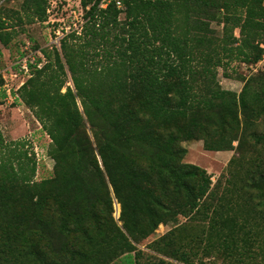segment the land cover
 I'll return each mask as SVG.
<instances>
[{"label": "trees", "instance_id": "trees-1", "mask_svg": "<svg viewBox=\"0 0 264 264\" xmlns=\"http://www.w3.org/2000/svg\"><path fill=\"white\" fill-rule=\"evenodd\" d=\"M100 2L81 1V31L44 50L47 62L30 66L19 91L52 140V176L35 181V156L25 142L5 144L0 131V264H212L205 258L215 245L201 246L197 236L180 243L181 230L149 252L140 248L161 225L192 219L213 200L212 177L183 162L182 143L194 140L211 152L238 143L229 166H250L242 178L248 194L235 207L207 210L221 246L235 242L242 259L252 253L264 264V202L256 198L264 197V131L256 130L264 86L245 80L237 94L216 76L226 58L263 60L264 0ZM47 3L25 0L23 10L43 19ZM17 14L0 9L4 47ZM214 22L239 28L240 37L227 30L216 39Z\"/></svg>", "mask_w": 264, "mask_h": 264}, {"label": "rangeland", "instance_id": "rangeland-1", "mask_svg": "<svg viewBox=\"0 0 264 264\" xmlns=\"http://www.w3.org/2000/svg\"><path fill=\"white\" fill-rule=\"evenodd\" d=\"M47 17H34L30 13L23 10L25 0H0V9L19 12L16 17H13L10 24L12 32V41L8 47H4L0 43L2 56L0 57V74L9 75L8 68L18 65L17 61L20 57L21 50L27 43L33 51L51 50L53 47L60 49L59 42L64 34L73 30L81 31V17L85 14L82 6L79 7L81 0H46ZM50 11V13H48ZM75 11V12H74ZM124 19V14L121 15ZM211 29L214 31L216 39H223L226 31L234 34V38L240 37L239 28L226 29L223 23L214 22L211 24ZM231 44V43H230ZM264 48V44L261 45ZM217 81L220 86L227 91L240 94L244 88L245 80L256 79L255 85L264 86V57L257 64L243 63L239 59H225L224 65L216 70ZM31 78V77H30ZM9 84L14 87L11 95H9L4 87L5 81L2 77L0 80V131L3 135L5 144L25 142V150H28L30 156H35L37 163V171L35 181L41 182L52 176L56 161L49 154L52 147V140L42 128V124L36 119L35 115L28 108L19 95L18 90L24 78L21 76L19 80L12 81L10 78ZM71 85V83H70ZM262 85V86H261ZM257 132L264 131V121L259 122L256 128ZM233 151L211 152L204 149V142L199 140L186 141L182 143V147L187 149L183 162L186 164L196 165L208 172L212 177V189L214 197L212 199L203 200L201 202V210L192 219L181 218L177 224L161 225L158 230L152 235L140 248L149 252L148 246L154 241L162 239L174 230H181L179 237L182 238L179 242L184 241L186 237H198V243L201 246L215 245V250L205 258L207 263L216 264H255L258 257L254 254L242 259V250H237L235 242L231 244L233 249L227 250L220 245L219 238L221 234L213 228L211 223L212 207L222 206L230 202L231 206L235 207L236 202H242L248 194L245 189L243 179L250 168L249 165L229 166L234 158L240 157L237 151L238 143L236 142ZM260 159H264L262 152ZM234 172L235 177L231 180V173ZM238 174V176L236 175ZM231 180V181H230ZM255 196L261 194L258 190H253ZM257 201L263 203L264 197L260 195ZM255 198V199H256ZM227 210H225L226 212ZM121 214V207L118 202L114 204V218L118 220ZM185 230H182L184 229ZM201 239L204 241L199 242ZM191 240V239H190ZM191 243L185 240V244ZM192 245V244H191ZM255 250V249H254ZM215 252V253H213Z\"/></svg>", "mask_w": 264, "mask_h": 264}, {"label": "built area", "instance_id": "built-area-1", "mask_svg": "<svg viewBox=\"0 0 264 264\" xmlns=\"http://www.w3.org/2000/svg\"><path fill=\"white\" fill-rule=\"evenodd\" d=\"M112 1L113 0H101L100 7L102 9H106ZM116 5L119 9H124V4L121 1H117ZM81 6L82 4L80 3L79 7ZM48 13H50V11H48ZM81 19L82 21H80L81 23L80 29H82V26L85 24L84 15H82ZM73 31H76V30H73ZM67 34H64L62 38L66 36ZM24 51L26 52V55L22 58L19 57L17 61L18 65H14L8 68V72H9L8 76L3 75V79L5 81L4 87L6 88V91L9 95H11L12 91L14 90V87L9 84L8 78H10L12 81H15V80H19V78L23 76L24 80L20 84L18 88L19 90L26 83V81L30 77H32L30 66L32 65L37 66L38 69H41L44 66V64L47 62L44 52L42 50L33 51L32 48L30 47V43H27L26 46H24ZM38 60H41V61L38 62Z\"/></svg>", "mask_w": 264, "mask_h": 264}, {"label": "water", "instance_id": "water-1", "mask_svg": "<svg viewBox=\"0 0 264 264\" xmlns=\"http://www.w3.org/2000/svg\"><path fill=\"white\" fill-rule=\"evenodd\" d=\"M117 202V201H116Z\"/></svg>", "mask_w": 264, "mask_h": 264}]
</instances>
